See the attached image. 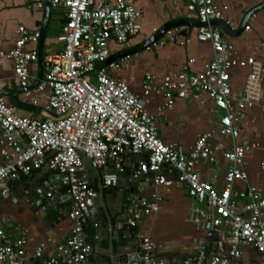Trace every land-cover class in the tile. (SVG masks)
<instances>
[{
    "label": "built area",
    "instance_id": "obj_1",
    "mask_svg": "<svg viewBox=\"0 0 264 264\" xmlns=\"http://www.w3.org/2000/svg\"><path fill=\"white\" fill-rule=\"evenodd\" d=\"M25 1L43 9L48 0ZM138 1L51 0L52 7L65 9L67 20L58 36L63 49L44 57V78L34 90H50L44 113L19 115L7 103L8 92L0 87V131L4 139L0 196L9 197L10 180L30 175L45 165L62 174L61 183L71 201L68 216L73 223L72 235L57 245L55 254L44 257L45 244H42L35 256L42 264H89L93 245L86 240L85 228L99 193L87 177L82 154L99 168L113 164L114 171L103 176L104 185L113 187L125 171L127 157L145 152L148 158L141 163L136 176L153 174L155 183L162 185L166 181L163 168L174 170L193 199L189 219L197 226L210 222L229 231L230 256H209L202 247L184 264H231V258H240L241 246L250 244L261 253L264 264V190L257 186H249L246 191L235 190L237 182L248 179L246 157L255 147L237 141L242 131L240 124L258 102L264 108V60L249 59L252 71L243 91L235 92L231 70L239 60L234 56L233 44L211 24L223 20L231 25L225 14L228 6L218 0H185L188 17L203 24L198 28L197 38L211 45L212 60L200 72L190 71L189 65H185L174 79L168 78L161 86L153 84L150 74L146 76L145 94L163 92L167 108L174 106L175 98L203 93L214 104L219 114V132L233 141L231 149L221 152L227 168L224 187L218 189L203 179L199 170L200 164L218 162L210 142L216 130L203 134L190 150L178 144H166L159 135L157 116L149 112L144 99L109 72L110 68L126 66L129 57L98 69L99 64L112 56L111 42L129 45L141 33L143 12L137 7ZM17 33L14 48L7 53L0 51V58L13 61L14 83L28 87L36 80L29 65L39 62V53L26 47L39 42L41 32L40 28L21 25ZM160 42L152 46L164 44ZM190 42L188 37L185 43ZM46 195L53 197V192ZM158 209L157 203L142 201L140 205L133 201L131 217L126 223L135 227L143 216ZM6 226L19 229L7 219L0 225V264L8 261L23 264L27 255L26 235L23 233L15 239ZM139 238L147 252L145 264H163L153 261V241L141 235Z\"/></svg>",
    "mask_w": 264,
    "mask_h": 264
},
{
    "label": "crops",
    "instance_id": "obj_2",
    "mask_svg": "<svg viewBox=\"0 0 264 264\" xmlns=\"http://www.w3.org/2000/svg\"><path fill=\"white\" fill-rule=\"evenodd\" d=\"M227 5L226 17L231 19L230 27L238 30L246 15L262 4L264 0H218ZM137 7L142 10V31L132 38L129 45L110 43L111 55L137 46L151 38L165 23L189 18L185 0H139ZM51 21L43 48V57L59 52L63 44L58 41L62 26L65 24L66 11L51 6ZM45 11L25 0H0V51L12 50L18 38L17 30L24 25L29 29L40 28ZM248 29L236 36L224 35L234 46V56L239 60L231 70L234 91L242 92L247 76L252 68L248 61L251 58L264 60V7L255 12L248 20ZM216 27V26H215ZM197 26L181 25L172 28L160 40L164 44L152 46L129 57V62L121 69L110 68L115 78L128 85L130 90L145 101L150 113L157 116L159 135L166 144H178L190 150L196 141L205 133L216 130L210 140L218 156L217 164H200L199 170L203 179L211 182L216 188L224 187L226 162L221 152L232 148L233 141L223 137L218 130L219 114L206 93L187 98H175L172 108H167V98L163 92L151 91L146 95L144 82L147 74L152 76L155 86H161L181 71L185 65L193 72L202 71L213 58V50L207 42L197 38ZM190 37L191 42L185 43ZM158 42V41H157ZM26 49H39V42L29 43ZM120 60V59H118ZM115 60V61H118ZM30 73L37 80L40 71L39 62L29 65ZM14 64L8 58H0V87L8 92L7 103L19 115H40L46 109L49 89L43 92L31 90L20 92L14 83ZM34 80L33 83L36 81ZM19 105V106H18ZM240 143L253 144L255 147L246 157V182H237L236 191H246L249 186L264 190V108L262 102L249 109L248 117L240 124ZM4 139L0 131V165L3 163L2 149ZM147 160V153L128 156L125 171L119 175L116 186L107 187L103 183L105 173L113 172V164L98 170H89L86 174L91 184L98 190L99 197L91 210L87 226L94 232L93 251L89 264H114V257L122 254L121 249L127 241H121V231L130 230L133 240L140 241L139 236L150 238L155 249L153 261L163 264H179L182 258L195 257L202 247L209 256L222 254L230 256L229 231L226 227H215L210 222L197 226L189 219V210L193 204L187 185L178 180L174 170L165 167L162 172L166 181L157 185L153 174L143 182H135L133 170L139 169ZM145 186V187H143ZM10 195L0 196V225L7 219L19 229L6 226L7 231L17 239L26 235V258L23 264H42L36 251L42 245L44 257L56 252L59 243L66 242L72 235L73 223L68 216L71 201L61 183L59 173L47 165L9 181ZM39 189L43 192L39 193ZM52 191L53 197L46 195ZM147 201L157 203L158 210L143 216L135 227H129L123 220L131 217L130 208ZM239 202L242 199L238 200ZM241 203V202H240ZM34 259V261H32ZM261 253L251 245L241 246V256L231 258V264H261ZM8 264V262L6 263Z\"/></svg>",
    "mask_w": 264,
    "mask_h": 264
},
{
    "label": "water",
    "instance_id": "obj_3",
    "mask_svg": "<svg viewBox=\"0 0 264 264\" xmlns=\"http://www.w3.org/2000/svg\"><path fill=\"white\" fill-rule=\"evenodd\" d=\"M263 7H264V1L262 2L261 5H259L257 8L253 9L252 11H250L246 15L243 23L241 24V26L238 30H233L223 20H215L211 24L213 26L217 27V30L219 31V33L222 36H224L225 34L230 35V36H236L239 33L243 32L247 28L248 20L252 17V15L255 12L262 9ZM44 11H45V15H44V19H43L41 29H40L41 36H40V40H39V49H38L39 66H40L38 78L34 83H32L28 87H18V90L20 92H27V91L33 90L34 88H36L39 85L40 81H42L44 78V67H45V65H44V57H43V48H44L45 39L47 37V30H48L49 26L50 27L53 26L52 22H50L51 18H53V15L51 14V0H48L46 2L45 7H44ZM181 25H190V26L200 27L203 24L200 21L192 19V18H184V19H178L175 21L167 22L146 42L139 44L137 46H132L130 48H126V49L122 50L119 54L111 56L106 62L99 64L98 69L101 67L109 65L111 62H113L115 60H118V59H121L124 57H128L132 54H136L138 52H141L143 50L148 49L155 42L159 41L172 28L179 27ZM82 158H83V162H84V165H85V168L87 171L93 170V169L98 170L96 165L94 164L93 160L88 158L85 154H82ZM147 158H148V154H147ZM135 174H136V170L134 169L133 175L135 176ZM59 175L62 176V174H59ZM148 176H149L148 174L143 173V174L138 175L137 178L134 177V179H135V182H143V181L147 180ZM143 187H145V186H143ZM92 212H93V209H92ZM126 221L123 220V223H125ZM120 236H124V238H121V241H127L128 244H127V246H125V244L122 246V249H121L122 254L115 256L113 263L114 264H145L144 257H145L147 252L142 248V241L133 240V236H132V233L130 230L121 231ZM250 245L254 246L253 244H250ZM186 260H187V258H182L181 261L179 262V264H184V262ZM14 261L18 262L19 260L15 259ZM32 261H34V259ZM155 262H157V261H155ZM8 264H12V261H8Z\"/></svg>",
    "mask_w": 264,
    "mask_h": 264
},
{
    "label": "trees",
    "instance_id": "obj_4",
    "mask_svg": "<svg viewBox=\"0 0 264 264\" xmlns=\"http://www.w3.org/2000/svg\"><path fill=\"white\" fill-rule=\"evenodd\" d=\"M85 233H86V240L92 244L94 241V235L95 234L92 230H90L89 225L87 226V230L85 229Z\"/></svg>",
    "mask_w": 264,
    "mask_h": 264
}]
</instances>
